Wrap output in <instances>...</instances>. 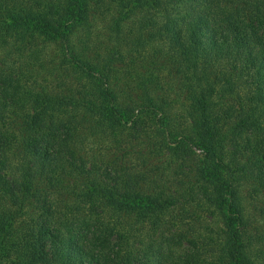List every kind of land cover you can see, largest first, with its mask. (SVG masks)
<instances>
[{"label": "trees", "instance_id": "16d2710c", "mask_svg": "<svg viewBox=\"0 0 264 264\" xmlns=\"http://www.w3.org/2000/svg\"><path fill=\"white\" fill-rule=\"evenodd\" d=\"M0 43L60 60L0 64V264H264V0H0Z\"/></svg>", "mask_w": 264, "mask_h": 264}, {"label": "rangeland", "instance_id": "374dc122", "mask_svg": "<svg viewBox=\"0 0 264 264\" xmlns=\"http://www.w3.org/2000/svg\"><path fill=\"white\" fill-rule=\"evenodd\" d=\"M108 24H110L108 18L97 19L94 22L97 34L100 37V40L104 42L105 40L111 42L109 36L106 34V28L108 27ZM38 45L37 53L33 54L34 52H29L26 50L14 52L9 45L0 43V64L2 63L3 66H6L8 71H15L17 74L19 72L25 71V76L23 79L28 84V86L36 87L42 84L46 87H52V85L56 83V79H58L60 74V60L58 57H56V53L53 48H45L42 44ZM26 64H34L37 71H27L28 68L26 67ZM8 120H10V117ZM207 221L209 222L210 220L207 219ZM206 226L208 225L201 221L198 224V228L201 231L206 230Z\"/></svg>", "mask_w": 264, "mask_h": 264}]
</instances>
